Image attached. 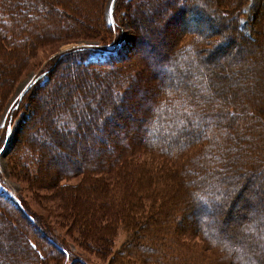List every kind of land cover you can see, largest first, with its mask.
<instances>
[{"label":"trees","instance_id":"16d2710c","mask_svg":"<svg viewBox=\"0 0 264 264\" xmlns=\"http://www.w3.org/2000/svg\"><path fill=\"white\" fill-rule=\"evenodd\" d=\"M96 1L100 2L0 0V113L4 110L2 96L17 80L16 73L24 69L35 44L56 40L54 31L71 38L76 25L93 28L97 19L93 21L96 13L91 8L97 6ZM201 1L202 5L197 0H114V40L60 53L13 103L11 122L26 110L25 105L28 118L11 155L34 154L36 164L45 157V168L52 158L46 161L50 145L69 156L65 168L53 177L42 176V186L59 187L55 194L75 209L67 231L77 232L82 239L93 237L96 253L103 260L109 256V263L264 264V208L256 203L263 200L264 132L250 133L254 131L252 117H257L241 116L239 106L245 105L237 104L235 97L246 96L234 89L237 82L240 85L239 78L233 75L221 85L214 63L219 46L238 38L236 49L242 43L257 48L262 60L256 66L261 65V70L254 71L264 77V16L250 35L240 30L234 13L209 8L216 0ZM228 2L237 4V0ZM147 7H157L156 15L172 14L170 19L183 25L166 49L150 53L154 59L134 58L130 51L143 42L137 21L144 19L142 9ZM202 7L207 11L202 13ZM123 12L131 17L130 30L120 27L117 17ZM205 17L216 18L218 26L201 31L184 22ZM224 39L221 45L217 43ZM123 51L127 52L119 55ZM224 70L222 74L228 76ZM63 73L70 78L69 84L62 83ZM83 73L87 77H81ZM229 85L231 89H225L230 99L223 88ZM138 92L144 93L139 97L144 112L130 126L123 114L134 105ZM257 105L258 113L262 112L264 101ZM45 127L50 134L44 133ZM37 134L46 141L30 139ZM83 137L96 143L88 148L89 160L73 147ZM67 142L72 143L64 149ZM105 151L107 155L102 156ZM70 156L81 161L70 166ZM70 175L81 176L75 188L84 189L86 197L80 201L70 195V183H61ZM28 177L30 184H37L38 180ZM236 195L241 198L242 212L237 213L239 221L233 226L228 211L239 205ZM19 203L22 209L0 193V264H66L67 247L50 227H34L35 217ZM83 211L87 217L80 218ZM193 215L195 223H191L193 217L185 218ZM182 223L190 227H180ZM120 232L124 234L121 241ZM118 256L121 260L115 261ZM69 264L84 263L70 257Z\"/></svg>","mask_w":264,"mask_h":264},{"label":"rangeland","instance_id":"374dc122","mask_svg":"<svg viewBox=\"0 0 264 264\" xmlns=\"http://www.w3.org/2000/svg\"><path fill=\"white\" fill-rule=\"evenodd\" d=\"M172 1V0H167ZM201 3V0H197ZM97 2V1H96ZM113 3L114 0H100V2H97L96 4H93V7L91 9L94 10L93 13H96V16L94 14L93 21V28H80L82 25H76V34H73L71 38H66L61 36V33H57L56 31H53L57 34V39L55 40H49L45 39L40 41L39 43L35 44L34 51L31 52L26 57L25 60V66L24 69L20 72L16 73L17 80L13 83L10 90L6 92L2 96V104H4V110L0 113V139L5 136L4 143L2 145V148L0 149V193L4 195L5 197H9L13 204L21 208L19 201L24 203V206L28 210V212L35 217L34 220V227L37 228L40 227L44 230L45 228L50 227L52 229L53 235L57 237L58 241L64 246L67 247L69 250V256L66 264H69L70 257L71 258H78L81 260L84 264H118V262L109 263L111 262V258L108 256L106 260H103L101 258V255L96 253L95 250L96 245L93 244L95 240L93 237H90L87 235L86 237L80 238L78 236V233L75 231H67L68 225L70 223V217L72 216V212H74V206H68L64 203L62 198L60 196H57L54 191L58 189L59 187L57 185H50V186H42L43 183H45L42 178L47 176L53 177V174H55L57 171L62 169L61 167H64L66 164L67 159L69 156L67 154L61 153V150H59L56 146H49L47 149L46 155V161L47 158L51 156L50 164L46 163V168L44 167L45 163V157H43V160L41 163L36 164V156L33 154H27L19 152L15 157H13V148L15 146V142L18 141V138L20 137V132L23 126L25 125L24 122L28 118V106L25 105L26 110L20 111L19 115L11 122V118H9L10 114L12 113V109L14 107V102L17 98L21 97L26 89L25 86L28 85V87L33 83V79L38 75V73L42 72L49 66H51L54 62L56 57L62 53L65 52L67 49L74 48L78 45H85V44H96V43H105L110 44L115 37V29L111 24V15L113 11ZM165 6H167V3H163ZM199 4V3H198ZM210 9H216L224 12H230V14L234 13L233 16L238 20L240 30L244 31L247 34L253 35L255 30L258 27V23L261 20V16H264V0H237V4L235 6H232L229 4L228 0H216L214 3L210 4ZM112 9V10H111ZM157 7H147L143 8V20L137 21V26L141 29V32L143 34V42H137L136 48L133 51H130L134 58L137 56L140 59H154L151 57L150 53L154 52H162L163 49H166L167 45L171 41V39L175 36L177 33L176 31L178 28H180L183 23L179 22L177 19H170L172 14L168 13H162L159 15H156ZM202 10L206 12V8L202 7ZM118 14V12H117ZM120 14V13H119ZM121 17L118 15V21L120 23V27L124 30H130L131 22L129 14H126V12L120 14ZM205 16V15H204ZM187 18V17H186ZM214 20H211V18L205 17L202 20H199L198 18L195 20H184V22L187 24V26L190 27V25L198 26V30L201 31H210L213 26H218V21L215 20L216 18H213ZM224 21V19H223ZM227 22V21H226ZM105 23H107L110 27V29L106 28ZM230 23L227 22L225 25H229ZM50 25L46 26L49 27ZM193 26V27H194ZM85 27V26H84ZM221 27V25H220ZM219 27V28H220ZM226 27V26H224ZM115 28V29H114ZM113 29V30H112ZM65 31V30H64ZM114 31V33H113ZM263 31V27H262ZM264 32V31H263ZM221 32H218L220 34ZM113 34V35H112ZM113 36V37H112ZM176 37V36H175ZM174 37V38H175ZM55 38V37H54ZM173 38V39H174ZM53 39V38H52ZM219 39V38H218ZM147 41L148 44L145 42ZM239 41L238 38H230L227 44L225 46H222L221 44L226 42L225 39L223 41L218 40L217 43H220V48L215 52V69L217 71V78L221 85H224L223 83H226L227 81H230L232 79L233 75H237V78H239L240 85H237L234 87V89H241L240 93L244 94L245 97H235V102L237 104H244V107H241V116L245 119L248 117H251V115H254L257 117L256 120H254L255 117H252V127L254 128V131L252 130L250 133H262L264 132V106H262V112L258 113L257 103L264 101V77L258 75L254 70L259 69L261 65L256 66V64H259L262 60L261 57H259V53H257V48L253 45H244L242 42V46L235 48L234 43ZM150 48L153 50L150 52ZM123 51L120 52L119 55L123 54ZM252 60V63L249 64V61ZM225 68H227L229 75L222 74L224 72ZM264 68V67H261ZM261 69L258 70V72ZM23 71V72H22ZM264 71V70H263ZM245 73H251L252 75L245 76ZM86 73L81 74V77H87ZM226 75V76H223ZM12 76H15L12 75ZM235 77V76H233ZM62 83L69 84L70 78L67 77L64 73L62 75ZM251 81V82H250ZM32 82V83H31ZM236 83V81H233ZM220 85V84H219ZM232 85H229L228 87L223 86V88L231 89ZM225 89L224 95L228 94V90ZM144 92V91H143ZM138 92L136 94V101L134 102V105L130 106L128 108V112L123 114V120L128 119L129 125L133 126L134 119L139 118L141 113L144 112V107L142 106L141 100H139V97L142 96L144 93ZM134 101V98L132 96V92L128 90L127 93ZM243 95V96H244ZM228 96V95H227ZM64 96H60V99H62ZM129 97H127L128 100ZM230 99V96H228ZM126 100V102H127ZM60 101V100H59ZM128 104L126 103V106ZM129 106V105H128ZM261 106V105H260ZM45 107V106H44ZM254 109L255 113L252 112ZM134 118V119H133ZM115 119V116H114ZM11 122V123H10ZM107 123V122H104ZM118 127V126H117ZM116 127V128H117ZM119 130L123 131L124 128L119 126ZM252 129V128H251ZM133 132H136L137 129H132ZM45 134H50V131L47 127L44 128ZM119 134V133H118ZM239 134V133H238ZM115 135V133H114ZM245 137V136H244ZM33 141H46V138L43 135H32L30 137ZM64 137H62V140ZM237 139L242 140V137L239 135L237 136ZM51 142V141H50ZM67 142V145L64 147V149H68V146L71 145ZM96 143H93L88 137H83L81 140H78L73 144V147L75 150L83 152V158L85 160H89L92 158L91 151L89 152V149L94 147ZM89 148V149H88ZM88 149V150H87ZM108 150V148H105ZM95 154L96 152L93 151ZM102 153V156H106V151ZM92 154V155H94ZM97 156V155H96ZM70 156V162H68V165H76L81 161L80 157H75V160L73 157ZM95 157V156H93ZM26 161V163H25ZM35 163V164H33ZM233 166L231 164L230 168ZM238 167V166H237ZM65 168V167H64ZM236 168V167H235ZM71 169V167H70ZM37 170V172H36ZM32 179H36V182H32L30 184L26 177L29 179V177ZM42 179H41V178ZM40 178V179H39ZM81 176H71L69 180H61V183L68 182L70 183V195H76L77 198L80 201V198L86 197V193L84 189H80L78 187L75 188L76 184H79ZM41 180V181H40ZM80 180V181H79ZM65 181V182H64ZM67 184V183H66ZM251 187H254L252 185ZM236 193V192H235ZM239 194V193H238ZM261 195L263 196V200L257 201V206H261L264 208V191H261ZM239 195H236V198H238ZM18 198L20 200L18 201ZM82 202V200H81ZM238 206H234L236 210H229L228 216H229V224L235 225L239 221L237 215L242 212L240 205H241V198H238ZM201 205V204H200ZM203 206V205H202ZM22 209V208H21ZM238 209V210H237ZM90 213V212H89ZM238 213V214H237ZM70 214V216L68 215ZM14 216V215H13ZM86 213L81 212V217H84ZM16 217V216H14ZM13 217V218H14ZM195 223L194 219L195 216L185 218L188 220V218L192 219ZM234 223V224H233ZM16 225V223H15ZM18 226V225H17ZM20 227V225H19ZM33 227V226H31ZM180 227L187 228L190 227V225H185V223H182ZM40 230V229H39ZM123 233L120 232V235L118 237V240L121 241L123 239ZM86 241L87 243H90L88 245L87 243L83 242ZM198 241V240H197ZM199 243V242H198ZM116 248L118 247V244H116ZM194 245V243H193ZM195 246V245H194ZM193 251L198 250L199 247H192ZM4 252L6 253L7 257V247L5 246L3 248ZM122 257H117L114 260L120 261ZM3 260V258H0ZM125 259H129L128 256H126ZM108 260V261H107ZM124 260V259H123ZM124 264V263H123ZM135 264V263H134Z\"/></svg>","mask_w":264,"mask_h":264},{"label":"water","instance_id":"95a60500","mask_svg":"<svg viewBox=\"0 0 264 264\" xmlns=\"http://www.w3.org/2000/svg\"><path fill=\"white\" fill-rule=\"evenodd\" d=\"M111 10H112V9H111ZM41 76H42V74L37 75V76L35 77V79H33L32 82H34L36 79L40 78ZM32 82H31V83H32ZM27 88H28V85L25 86V89H27Z\"/></svg>","mask_w":264,"mask_h":264}]
</instances>
